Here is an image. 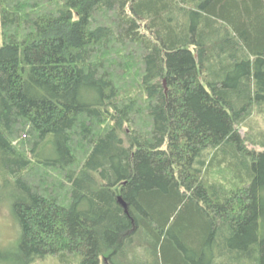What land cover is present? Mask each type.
I'll list each match as a JSON object with an SVG mask.
<instances>
[{"label":"trees","instance_id":"16d2710c","mask_svg":"<svg viewBox=\"0 0 264 264\" xmlns=\"http://www.w3.org/2000/svg\"><path fill=\"white\" fill-rule=\"evenodd\" d=\"M0 26L21 264H264V0H0Z\"/></svg>","mask_w":264,"mask_h":264},{"label":"rangeland","instance_id":"374dc122","mask_svg":"<svg viewBox=\"0 0 264 264\" xmlns=\"http://www.w3.org/2000/svg\"><path fill=\"white\" fill-rule=\"evenodd\" d=\"M1 27V26H0ZM4 37L0 34V48L3 45ZM258 117L253 118L252 123L258 124ZM248 129H243L242 134L245 133ZM29 136H23L20 139V144L26 150L28 148ZM17 144V143H16ZM19 144V141H18ZM54 154V153H53ZM83 159V156L79 158ZM45 172L49 177L54 176L55 180L60 183L64 182V178L61 174L57 172H52L48 170ZM15 194L11 188L0 181V251L3 254L2 264H21V260L17 256L18 243L20 241V229L18 223L13 215V201L15 199ZM33 264H61L57 261L56 258H46L43 260H38Z\"/></svg>","mask_w":264,"mask_h":264},{"label":"water","instance_id":"95a60500","mask_svg":"<svg viewBox=\"0 0 264 264\" xmlns=\"http://www.w3.org/2000/svg\"><path fill=\"white\" fill-rule=\"evenodd\" d=\"M119 203H120L121 206L125 209V211L128 212V206H127V204L123 201L122 198L119 199Z\"/></svg>","mask_w":264,"mask_h":264}]
</instances>
